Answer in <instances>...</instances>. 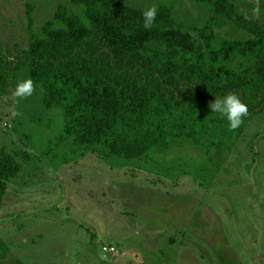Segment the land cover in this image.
Masks as SVG:
<instances>
[{
  "label": "rangeland",
  "instance_id": "rangeland-1",
  "mask_svg": "<svg viewBox=\"0 0 264 264\" xmlns=\"http://www.w3.org/2000/svg\"><path fill=\"white\" fill-rule=\"evenodd\" d=\"M121 1L171 5L194 36L205 32L215 43L250 37L230 22L220 26L211 3ZM235 2L264 24V0ZM61 3L0 0V51L14 58L28 49L31 27L40 32ZM27 73L0 98V157L6 150L22 165L0 210L11 248L3 264H264V112L128 158L65 137L63 110L45 107L34 82L32 95L17 97Z\"/></svg>",
  "mask_w": 264,
  "mask_h": 264
},
{
  "label": "trees",
  "instance_id": "trees-1",
  "mask_svg": "<svg viewBox=\"0 0 264 264\" xmlns=\"http://www.w3.org/2000/svg\"><path fill=\"white\" fill-rule=\"evenodd\" d=\"M193 1L211 3L220 26L230 22L250 37L215 43L208 33L194 36L168 4L156 6L154 25L146 29L143 12L150 6L67 0L40 32L31 27L28 49L14 58L0 51V98L26 71L43 89L44 106L63 110L65 137L87 147L106 145L110 154L128 158L158 145L166 149L174 135L199 141L227 119L210 107L227 95L247 105L246 116L263 113L264 24L241 14L235 0ZM21 171L18 157L4 150L0 210ZM10 253L0 233V264Z\"/></svg>",
  "mask_w": 264,
  "mask_h": 264
},
{
  "label": "clouds",
  "instance_id": "clouds-1",
  "mask_svg": "<svg viewBox=\"0 0 264 264\" xmlns=\"http://www.w3.org/2000/svg\"><path fill=\"white\" fill-rule=\"evenodd\" d=\"M157 13L158 9L156 6H151L144 10V28L150 29L153 27ZM33 91V81L28 79L17 84L15 95L17 97H26L32 95ZM210 107L212 112L226 116L232 129H236L242 124V118L248 112L247 105L236 95H227L223 99H216L214 103L210 104Z\"/></svg>",
  "mask_w": 264,
  "mask_h": 264
},
{
  "label": "built area",
  "instance_id": "built-area-1",
  "mask_svg": "<svg viewBox=\"0 0 264 264\" xmlns=\"http://www.w3.org/2000/svg\"><path fill=\"white\" fill-rule=\"evenodd\" d=\"M105 249H106V250H109V249H112V248H108V247H106ZM114 249H116V248H114ZM114 249H113V250H114ZM109 251H110V250H109Z\"/></svg>",
  "mask_w": 264,
  "mask_h": 264
}]
</instances>
